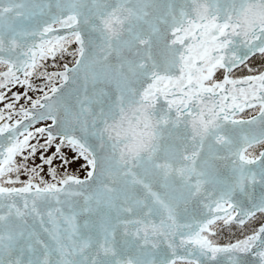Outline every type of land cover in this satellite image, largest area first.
Listing matches in <instances>:
<instances>
[{
    "label": "snow or ice",
    "instance_id": "obj_1",
    "mask_svg": "<svg viewBox=\"0 0 264 264\" xmlns=\"http://www.w3.org/2000/svg\"><path fill=\"white\" fill-rule=\"evenodd\" d=\"M0 264H264V0H0Z\"/></svg>",
    "mask_w": 264,
    "mask_h": 264
}]
</instances>
